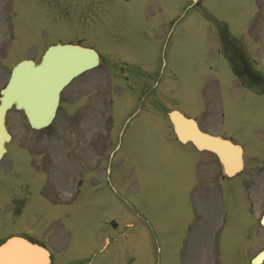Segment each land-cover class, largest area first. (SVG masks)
Here are the masks:
<instances>
[{
    "label": "rangeland",
    "instance_id": "1",
    "mask_svg": "<svg viewBox=\"0 0 264 264\" xmlns=\"http://www.w3.org/2000/svg\"><path fill=\"white\" fill-rule=\"evenodd\" d=\"M193 3L15 0L17 14L12 0H0V88L19 58L15 56L31 49L27 55L37 59L50 42L79 40L100 52L107 65L83 73L62 91L56 118L45 129H31L15 109L7 112L10 145L18 144L33 161L30 166L26 162L27 171L19 163L15 166L20 158L15 160L13 152L0 162V236L40 239L51 251L52 264H126L131 259L130 264H216L217 249L219 264H246L248 255L264 246L258 223L264 210V96L234 80L214 35L215 23H225L233 37H240L244 56L264 72V0ZM37 46L42 47L39 52ZM138 107L142 109L124 129L122 144L140 129L149 165L159 171L140 172L138 180L133 173V182L129 175L120 180L108 171L97 177L101 193H120L127 185L118 199L121 206L102 204L108 195L99 196L87 178L83 189L90 190L88 195L67 201L83 176L84 159H77L85 154L87 128L92 140L97 123L111 125L109 112L118 110L114 120L120 123ZM174 108L197 117L202 128L231 135L245 149L243 171L219 185L215 196L214 174L218 181L222 174L219 167L218 173L212 172L216 158L203 153L199 178L191 181L188 160L184 164L171 141L166 111ZM157 120L167 141L160 139L159 150L153 147L150 124ZM184 150L193 159L195 150ZM190 186L191 200L196 201L192 215ZM199 188L204 191L200 197L194 194ZM37 199L51 207L37 208ZM110 219L116 220L117 229L109 228ZM220 220L225 222L221 229ZM130 222L132 226L125 225Z\"/></svg>",
    "mask_w": 264,
    "mask_h": 264
},
{
    "label": "water",
    "instance_id": "2",
    "mask_svg": "<svg viewBox=\"0 0 264 264\" xmlns=\"http://www.w3.org/2000/svg\"><path fill=\"white\" fill-rule=\"evenodd\" d=\"M98 62V55L93 49L55 45L48 48L38 65L32 61H23L15 67L8 84L0 91V158L5 152L4 141L9 139L4 129L3 115L12 103L16 108L24 110L31 126L42 127L53 116L60 89L72 77ZM169 117L178 139L190 140L198 149L215 153L226 175L231 176L241 170L239 145L202 132L193 119L184 117L176 110L169 112ZM14 247L16 251L9 256L10 260H3ZM262 260L264 249L253 258L252 263L258 264ZM0 264H49V256L43 247L14 237L0 244Z\"/></svg>",
    "mask_w": 264,
    "mask_h": 264
},
{
    "label": "bare ground",
    "instance_id": "3",
    "mask_svg": "<svg viewBox=\"0 0 264 264\" xmlns=\"http://www.w3.org/2000/svg\"><path fill=\"white\" fill-rule=\"evenodd\" d=\"M15 251H16V247H14V248L10 251L9 255H7L6 257H4L3 260H4V259H9V256H11ZM9 260H10V259H9ZM9 260H8V261H9ZM8 261H7V262H8ZM7 262H6V263H7Z\"/></svg>",
    "mask_w": 264,
    "mask_h": 264
}]
</instances>
